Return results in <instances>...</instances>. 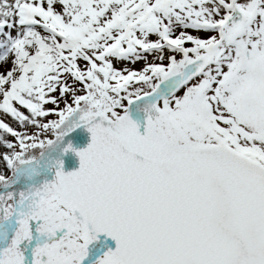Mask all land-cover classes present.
Wrapping results in <instances>:
<instances>
[{
  "label": "snow or ice",
  "instance_id": "obj_1",
  "mask_svg": "<svg viewBox=\"0 0 264 264\" xmlns=\"http://www.w3.org/2000/svg\"><path fill=\"white\" fill-rule=\"evenodd\" d=\"M0 264H264V0H0Z\"/></svg>",
  "mask_w": 264,
  "mask_h": 264
},
{
  "label": "water",
  "instance_id": "obj_2",
  "mask_svg": "<svg viewBox=\"0 0 264 264\" xmlns=\"http://www.w3.org/2000/svg\"><path fill=\"white\" fill-rule=\"evenodd\" d=\"M88 142H90V134H88L86 131H80L77 133L76 139L73 141V146L75 148H84L87 146ZM63 159H64L65 171H70V170H74L75 168H78L79 158L75 155V153L70 151L67 154H65ZM111 246L112 247L115 246L114 241L111 242Z\"/></svg>",
  "mask_w": 264,
  "mask_h": 264
},
{
  "label": "bare ground",
  "instance_id": "obj_3",
  "mask_svg": "<svg viewBox=\"0 0 264 264\" xmlns=\"http://www.w3.org/2000/svg\"><path fill=\"white\" fill-rule=\"evenodd\" d=\"M138 65H136L135 67H137Z\"/></svg>",
  "mask_w": 264,
  "mask_h": 264
},
{
  "label": "rangeland",
  "instance_id": "obj_4",
  "mask_svg": "<svg viewBox=\"0 0 264 264\" xmlns=\"http://www.w3.org/2000/svg\"><path fill=\"white\" fill-rule=\"evenodd\" d=\"M137 67H139V65Z\"/></svg>",
  "mask_w": 264,
  "mask_h": 264
}]
</instances>
